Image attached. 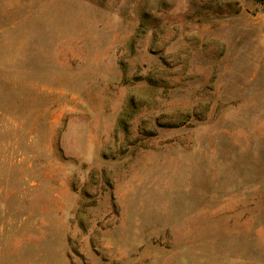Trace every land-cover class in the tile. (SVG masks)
I'll list each match as a JSON object with an SVG mask.
<instances>
[{"label":"rangeland","instance_id":"obj_1","mask_svg":"<svg viewBox=\"0 0 264 264\" xmlns=\"http://www.w3.org/2000/svg\"><path fill=\"white\" fill-rule=\"evenodd\" d=\"M0 264H264V0H0Z\"/></svg>","mask_w":264,"mask_h":264}]
</instances>
